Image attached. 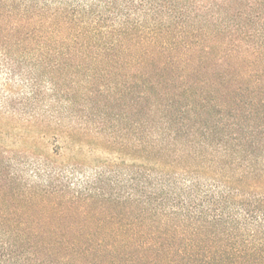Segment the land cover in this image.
I'll list each match as a JSON object with an SVG mask.
<instances>
[{
	"label": "trees",
	"instance_id": "16d2710c",
	"mask_svg": "<svg viewBox=\"0 0 264 264\" xmlns=\"http://www.w3.org/2000/svg\"><path fill=\"white\" fill-rule=\"evenodd\" d=\"M205 43L264 68V0H0V239L264 264V88Z\"/></svg>",
	"mask_w": 264,
	"mask_h": 264
},
{
	"label": "rangeland",
	"instance_id": "374dc122",
	"mask_svg": "<svg viewBox=\"0 0 264 264\" xmlns=\"http://www.w3.org/2000/svg\"><path fill=\"white\" fill-rule=\"evenodd\" d=\"M204 45L207 47L215 46V49L212 50L213 55L211 57L212 58L211 66L212 68L215 67L213 66V64L215 63L214 61L217 62L216 65L220 64L219 67L220 69H217L219 70V73H217V70H215L214 73L216 75V79L218 78L219 75L223 76L221 75L223 74L222 71H225L226 73H231L232 75L234 73L235 75L236 73H238V75L241 77V79L236 78L235 80H231L230 84L227 83L224 78V82L226 83L227 87L221 90L220 94H216V97L218 99L217 103L223 105L224 107H227L228 103L233 102L232 97H234V93L236 90H240L238 92L242 93L243 95H246L247 93H249V91H253L254 89L253 87L257 88L254 89L257 95L255 93L254 95L258 96V93L260 94V92H262L261 89L264 88V73L262 71L264 70V68L258 65H253L251 61H247V60L237 61L234 59V57L233 58L226 57L225 54L230 49H228L229 47H226L220 43H218V45L213 43H205ZM219 58L221 59V62L218 61ZM230 79L231 78H228V80ZM217 88L219 89V87ZM244 98H246V96H244ZM229 99L231 101H228ZM256 116L257 117L254 118L256 121H252L251 125L254 126L257 124L264 123V110L260 109ZM90 163L95 164L93 162L88 161L87 164H89V167H92L90 166ZM65 240L66 239H64V241ZM28 241L29 244L27 246L22 247L24 243V241L22 242V239H17V238L0 239V242H4L5 244L15 243V247H16V249H14L15 252L12 254L11 261L10 262L8 261L7 264H139L138 262L135 261H137V258L139 256H144L143 254L137 255L134 253L126 254V255L123 253L120 255L118 254L104 255V254H95V253L73 255L71 252H68L66 250L54 251L52 246L46 247L47 245L53 244L49 242L52 240H48V239L39 240L30 237ZM65 243H68V240L65 241ZM141 264H146V263H141Z\"/></svg>",
	"mask_w": 264,
	"mask_h": 264
}]
</instances>
